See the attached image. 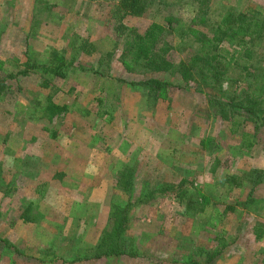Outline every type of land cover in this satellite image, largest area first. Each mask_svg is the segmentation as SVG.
I'll return each instance as SVG.
<instances>
[{"label":"rangeland","instance_id":"374dc122","mask_svg":"<svg viewBox=\"0 0 264 264\" xmlns=\"http://www.w3.org/2000/svg\"><path fill=\"white\" fill-rule=\"evenodd\" d=\"M117 2L0 0V264H264L252 231L264 228V127L194 81L150 93L140 80L178 77L121 62ZM226 10L262 23L253 59L221 79L226 97L244 89L239 63L264 68V0H167L123 21L179 18L165 37L188 61L191 38ZM48 98L62 106L50 119ZM113 204L126 251L93 257ZM216 246L210 261L199 251Z\"/></svg>","mask_w":264,"mask_h":264},{"label":"trees","instance_id":"16d2710c","mask_svg":"<svg viewBox=\"0 0 264 264\" xmlns=\"http://www.w3.org/2000/svg\"><path fill=\"white\" fill-rule=\"evenodd\" d=\"M198 1L200 7L207 4V0ZM164 2L167 0H118L113 17L114 29L122 40L121 62L178 77V82L153 76L140 80L141 84L148 86L150 93L155 97L160 91L167 90L171 86H180V82H183L185 87H190L189 82L194 81L197 83L196 88L205 85L214 90L210 96L213 95L215 103L222 112L244 117V120L251 122L255 129L264 127V68L256 69L249 67V64L239 63L240 71L244 72V89L234 96H220L221 79L228 74L229 65L232 63L236 65L238 59H253L258 38L262 33V23L254 19L252 12L232 13L226 10L220 20L214 24L207 25L206 19L204 26L207 27V32L199 31L191 38V45L188 47L194 49V55L188 61H174L169 53L178 50L181 44L179 42L172 44L165 36L182 27L179 18H173L167 25L151 22L144 31L136 26H129L123 21L126 16H141L150 6ZM192 26V24L187 26V34L193 32ZM225 44L227 45L224 46ZM49 71L61 76L65 75L61 66ZM4 89L5 86L0 80V94ZM61 109L62 106L53 104L49 98L47 99L46 112L49 119ZM111 218L113 231L104 232L93 257L118 255L126 251L124 241L122 243L127 229V214L124 208L113 204ZM252 228L256 238L264 232V228L260 226ZM214 250L216 252L203 249L199 251L201 255L207 257V261H210L216 257L217 251L218 254L220 253L218 246L214 247Z\"/></svg>","mask_w":264,"mask_h":264}]
</instances>
